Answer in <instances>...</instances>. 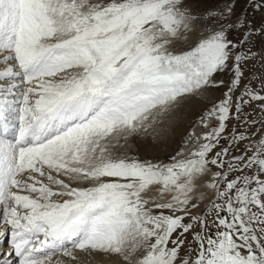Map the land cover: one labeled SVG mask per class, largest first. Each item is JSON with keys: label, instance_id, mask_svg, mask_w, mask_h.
<instances>
[{"label": "snow or ice", "instance_id": "snow-or-ice-1", "mask_svg": "<svg viewBox=\"0 0 264 264\" xmlns=\"http://www.w3.org/2000/svg\"><path fill=\"white\" fill-rule=\"evenodd\" d=\"M249 10L264 0H0V264H264ZM149 136L156 155L129 154Z\"/></svg>", "mask_w": 264, "mask_h": 264}, {"label": "rangeland", "instance_id": "rangeland-1", "mask_svg": "<svg viewBox=\"0 0 264 264\" xmlns=\"http://www.w3.org/2000/svg\"><path fill=\"white\" fill-rule=\"evenodd\" d=\"M209 6H212L211 4ZM244 5L243 3H240V4H237V7H236V12L237 14L240 13L241 9H243ZM261 15H264V13H256V14H251V11L249 10V15H248V18L250 20L253 21L254 24L258 25L260 23V19H261ZM195 43V39H193L189 45H184L182 46L183 48H187L189 46H191V44H194ZM217 96L221 95V93L219 91H217L215 93ZM205 107V105L201 104L198 100L196 99H193L191 100L190 102L186 103L178 112V117L180 118V127L182 129H186L187 125L189 122L191 121H194L196 119V117L200 114V111L201 109ZM253 107H255V105H253ZM179 137L177 136L176 138V141L173 142L170 147H169V150H175L178 146H179ZM129 144L131 145L130 149H129V154L130 155H138L141 159L143 158H151L153 157L154 155H156L157 153V145H155L151 139V137H147L146 139H140V138H132L130 139L129 141ZM79 252V253H78ZM75 253H82L80 250H75ZM78 254L76 255L77 256V259L78 261L76 260L72 262L71 258L68 259V258H63L59 263V264H85V263H91L93 261H95L97 259V261H101L99 263H102V264H114V262H112V260L108 259V258H115L117 259V261L115 262V264H121V262L119 261V258L117 257H107V256H103V255H100V254H94L95 256H93L92 254H88L86 255L85 252H83L79 257ZM54 258L52 257V264H57L56 262H58L59 258L60 257H63L60 256L58 258H55V255H53ZM98 256V257H96ZM94 257V258H93ZM80 258V259H79ZM96 258V259H95ZM57 261H56V260ZM54 260V261H53ZM80 260L83 262H80ZM109 260V261H108ZM64 261V262H62ZM96 261V263H97ZM118 262V263H117Z\"/></svg>", "mask_w": 264, "mask_h": 264}, {"label": "bare ground", "instance_id": "bare-ground-1", "mask_svg": "<svg viewBox=\"0 0 264 264\" xmlns=\"http://www.w3.org/2000/svg\"><path fill=\"white\" fill-rule=\"evenodd\" d=\"M0 230H3V229H0ZM5 243H6V239L4 240V241H0V249H6L7 247H8V244L5 246ZM79 253V252H78ZM78 253H75V255H77ZM83 253V252H82ZM82 253H80V254H78V256L79 257H81L82 255ZM63 254H58V255H55V258H58V257H60V256H62ZM81 255V256H80ZM86 255H87V253H86ZM93 256H95L94 254H92ZM66 256H63V257H60L59 258V260H58V262H56L57 264H59V263H61L60 261L63 259V258H65ZM96 257H98V256H96ZM108 257V256H107ZM53 258H54V256H53ZM66 258H68V259H70L69 257H66ZM94 258V257H93ZM99 258V257H98ZM80 259V258H79ZM96 259V258H95ZM108 259H110V260H112V262H116L117 261V259H115V258H108ZM56 260V259H55ZM54 261V260H53ZM57 261V260H56ZM77 261H78V259H77ZM96 261H97V259L95 260V261H93V262H91V263H89V264H102V263H99V262H101V261H97V263H96ZM109 261V260H108ZM62 262H64V261H62ZM72 262H73V260H72ZM76 262V261H75ZM80 262H82L81 260H80ZM83 263V262H82ZM118 263V262H117ZM70 264V263H69ZM74 264V263H73ZM80 264V263H79ZM85 264H88V263H85ZM119 264V263H118Z\"/></svg>", "mask_w": 264, "mask_h": 264}]
</instances>
